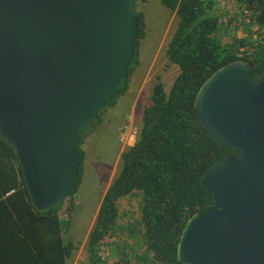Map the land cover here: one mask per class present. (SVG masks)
I'll list each match as a JSON object with an SVG mask.
<instances>
[{"label": "water", "instance_id": "1", "mask_svg": "<svg viewBox=\"0 0 264 264\" xmlns=\"http://www.w3.org/2000/svg\"><path fill=\"white\" fill-rule=\"evenodd\" d=\"M139 1L0 0V137L39 210L67 199L80 133L130 71ZM252 71L232 61L197 94V120L239 158L225 156L204 174L215 203L183 230L186 264H264V79Z\"/></svg>", "mask_w": 264, "mask_h": 264}, {"label": "trees", "instance_id": "2", "mask_svg": "<svg viewBox=\"0 0 264 264\" xmlns=\"http://www.w3.org/2000/svg\"><path fill=\"white\" fill-rule=\"evenodd\" d=\"M217 1L161 0L178 16L167 56L181 71L170 91H166L161 75L156 77L152 102L143 112L139 138L122 153V168L105 193L89 233L87 250L91 264H104L109 247L118 257L115 264H186L178 259L183 230L190 218L204 214L215 203L214 195L203 187L202 178L225 156L239 158L237 149L210 137L207 126L197 120L195 101L205 81L235 60L249 61L253 80L262 81L264 35H258L255 41L243 37L229 46L223 36L224 17ZM240 2L255 22L264 27V0ZM135 19L137 30L130 71L91 125L101 121L105 111L116 107L130 89L147 29L145 13L137 5ZM228 21L227 25L233 20ZM240 42L246 47L241 55ZM88 128L80 133L79 173L67 197L70 202L66 219L61 212L65 201L43 210L32 204L16 153L0 137V264H70L81 242L66 240L65 233L70 231L74 198L84 176L87 153L82 145ZM133 201L139 204V211ZM123 222L142 238L139 253L137 244L131 249L122 247L119 232Z\"/></svg>", "mask_w": 264, "mask_h": 264}, {"label": "rangeland", "instance_id": "3", "mask_svg": "<svg viewBox=\"0 0 264 264\" xmlns=\"http://www.w3.org/2000/svg\"><path fill=\"white\" fill-rule=\"evenodd\" d=\"M219 12L226 20H233L223 30L224 39L229 46L251 37L253 41L258 35H264V27L255 22L252 13L245 10L240 0H218ZM137 9L146 17V37L140 43L139 62L131 79L129 91L119 99L116 107L106 110L101 121L89 126L87 137L82 148L86 151L84 176L78 194L74 198L71 212L70 231L65 233L66 240L81 242L72 264H91L88 260L87 240L93 229L102 200L108 188L122 168V153L132 146L139 138L143 126V112L151 104L153 88L157 75H161L166 91H170L180 67L169 61L167 49L178 25L176 12L162 4L161 0H140ZM239 39V40H238ZM239 54L246 49L241 42L238 44ZM132 131L126 133L130 130ZM124 136V138H123ZM66 199L61 205L62 217H68ZM136 211L140 210L137 201H133ZM137 217V213L133 215ZM132 227V226H131ZM130 226L121 223L119 237L123 248L131 249L137 244L139 253L143 242L141 237L132 235ZM132 260L135 262V255ZM150 260L153 257L149 255ZM118 257L113 248L109 247L103 257L104 264H115ZM149 264H162L152 263Z\"/></svg>", "mask_w": 264, "mask_h": 264}, {"label": "crops", "instance_id": "4", "mask_svg": "<svg viewBox=\"0 0 264 264\" xmlns=\"http://www.w3.org/2000/svg\"><path fill=\"white\" fill-rule=\"evenodd\" d=\"M220 1H222V0H220ZM253 18H254V16H253ZM228 22H229V21L226 20V22L223 23V30H224L225 27H227ZM176 28H177V27H176ZM223 30H222V32H223ZM223 34H224V33H223ZM223 36H224V35H223ZM131 131H132V126H130V130H129V132H131ZM65 239H66V238H65ZM75 253H76V252H75ZM74 256H75V254H74ZM74 256H73L72 259H74ZM72 259L70 260V264H72V262H73Z\"/></svg>", "mask_w": 264, "mask_h": 264}, {"label": "built area", "instance_id": "5", "mask_svg": "<svg viewBox=\"0 0 264 264\" xmlns=\"http://www.w3.org/2000/svg\"><path fill=\"white\" fill-rule=\"evenodd\" d=\"M126 133H128V134H129V130H128ZM123 138H124V136H123Z\"/></svg>", "mask_w": 264, "mask_h": 264}]
</instances>
